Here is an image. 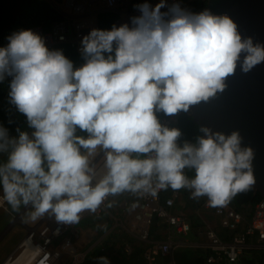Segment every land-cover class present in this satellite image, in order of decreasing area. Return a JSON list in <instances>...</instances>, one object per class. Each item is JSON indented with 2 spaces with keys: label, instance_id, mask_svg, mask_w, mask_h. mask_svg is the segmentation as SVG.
Masks as SVG:
<instances>
[{
  "label": "clouds",
  "instance_id": "1",
  "mask_svg": "<svg viewBox=\"0 0 264 264\" xmlns=\"http://www.w3.org/2000/svg\"><path fill=\"white\" fill-rule=\"evenodd\" d=\"M99 1L121 14L112 30L90 24L88 12H98L90 5ZM49 2L60 16L51 31L21 30L0 48V80L13 77L11 102L35 129L32 138L21 132L18 140L9 141L0 128V150L14 146L0 167L5 199L14 209L31 202L33 220L51 211L58 221L72 224L83 211L95 212L109 194L143 189L156 195L154 175L157 188H191L193 198L206 195L213 207L225 205L254 183L253 153L241 150L237 132L228 137L215 133V138L209 134L199 139L198 147L180 148V132L163 127L155 112L172 115L207 100L224 89L241 53L246 54L242 70L248 72L264 62V47L254 46L251 39L242 42L227 16L208 11L186 15L173 7L174 18L165 20L163 0L154 8L140 5L132 27L124 25L130 0L124 5L108 0ZM73 3L83 11L74 12ZM54 43L65 44L70 53H85L87 62L74 69L70 54L69 60L46 47ZM77 127L89 138L74 135ZM98 146L110 150L109 172L93 187L88 156L80 148L91 155ZM130 153H154V158L132 159ZM186 167L195 169L191 181L183 174ZM29 247L27 255L35 250L32 241Z\"/></svg>",
  "mask_w": 264,
  "mask_h": 264
},
{
  "label": "crops",
  "instance_id": "2",
  "mask_svg": "<svg viewBox=\"0 0 264 264\" xmlns=\"http://www.w3.org/2000/svg\"><path fill=\"white\" fill-rule=\"evenodd\" d=\"M130 1L131 4H129L128 7L124 10L129 13H135L134 4L139 5V2L142 0ZM98 3H101V6L97 5ZM90 6L91 8H94L96 11H98L88 12V18L91 20L90 24L94 29L112 30L113 27H115V20L121 17L120 13L109 9L103 4L102 1L96 2V4ZM162 8L164 13L167 14L168 7ZM110 19L111 21L113 20L111 22V25L108 24ZM104 55L105 58H107L108 54L105 53ZM112 55L113 57L115 56L114 51ZM81 56L85 57L86 60L88 59L85 53L81 54ZM73 67H75V63H73ZM84 134L86 133L80 132L77 136L83 138ZM87 138H89V135L85 139ZM191 142L192 141L187 140L184 142V145H192ZM109 151L110 150H108V152ZM106 155L104 156V158L106 157ZM98 157L99 155L95 156L92 160H88L90 169L95 165ZM101 170L105 173L109 172L106 163L102 165ZM152 179L158 184V180L155 175L152 177ZM193 179L194 177L191 176L188 180L191 181ZM169 189H171V187H168L167 189H161V193L166 195L168 194ZM179 192V200L176 201L174 207L171 209V212L183 213L190 222L191 229L185 235L173 234L162 219L154 218L152 225H149L147 227L149 233L148 241L140 240L139 226L134 223L135 209L130 205V202L133 199L138 198V191L132 192L126 190L115 195L111 194L104 205L103 211L100 214H96L94 212L88 213L69 231L55 238L53 243L50 245V250L53 252L61 251L60 254H62L64 264L76 263L77 261L72 255L83 257V255H86L90 250H92L96 255H99L97 250L102 251L100 254V258L106 259L107 264H150L143 257L144 251L155 241L167 240L172 245L176 243V246H173V249H171L168 255L162 257V264L167 262H169L170 264H184L183 262L186 259L184 253H181L178 256L179 259H177L175 252L178 249H184L185 247L190 246L201 248L203 250L204 259L202 260V258L200 257L199 260L201 264H207L205 262V256L209 252V249L207 248L206 244L209 241L207 236L205 235L206 229L212 228L221 238H227L224 229L220 226V217L214 213L211 206H205L203 204L202 197L193 198V189L185 187L179 189ZM246 192L255 193V191H253L250 187L246 189ZM0 197L4 198V207H0V209L5 210V197L1 193ZM231 198L235 199L234 196ZM257 201L248 200L241 203L231 202L242 214L243 220L241 226H243L252 215L254 206ZM25 209L26 208H23L15 217L16 221H20V216L24 214ZM54 215V213L49 211L48 213L39 216V221H37L33 226L27 227L26 234L7 254H5V251L8 247L5 246V240H3L2 235L8 228H10L13 223H10V221L4 225L3 222L0 223V264H16L19 261L21 263L17 264H23V262L21 261L23 259L21 258L22 245H20V243L25 242V244H27V247L24 249V251H28L30 249L28 244L31 245V241L26 239L27 235L32 232L36 234L43 227L47 226L48 222H53ZM87 218H91V220L87 221ZM10 230L12 231L13 228L9 229V231ZM190 234L194 236V239H189L187 237ZM20 235L16 236L15 239L17 240ZM66 239L70 242V248L68 249L63 248V241H65ZM57 241H59L58 244H56ZM255 241L256 236L251 238V247L248 251H245V253L236 261L235 264H264L263 252L255 247ZM18 245L19 249L11 256L9 261L5 262V260L13 253L14 249ZM23 255L24 257H27L26 252ZM160 259L161 256H158L156 261L158 262Z\"/></svg>",
  "mask_w": 264,
  "mask_h": 264
},
{
  "label": "built area",
  "instance_id": "3",
  "mask_svg": "<svg viewBox=\"0 0 264 264\" xmlns=\"http://www.w3.org/2000/svg\"><path fill=\"white\" fill-rule=\"evenodd\" d=\"M187 0H164L163 3L168 7L167 15L164 17L165 20H170L174 18V14L170 11L173 7H178L183 14L186 15H197L202 12L205 3H201L197 8H192L190 4L186 3ZM117 2L125 4V0H108V3L113 5ZM159 0H142L139 5H135V13L127 12L124 10L125 18L124 25L127 24L132 27V19L139 16L141 13L139 11V6L142 4H148L151 8H154ZM73 7L76 11L82 12L81 5L78 3H73ZM161 12L164 13L163 8ZM156 115V112H155ZM172 118L158 119L162 126H166L171 122ZM132 153L129 155L131 156ZM154 158V153L146 154V159ZM107 161V155L102 160V162L92 170L89 175H91V185L94 187L101 180H103L108 173L102 172L101 167ZM152 188L155 189L156 195H152L151 191H144L143 189L138 191V198L133 199L130 202L132 208L135 209L134 221L139 226V239L143 241H148L149 233L147 227L152 225L154 218H160L168 226L169 230L173 234L185 235L191 229V224L183 213L171 212L177 200H179L180 192L179 190L169 189L168 194H162L161 189L157 188V183L152 179ZM111 194L105 197L101 205L94 212L100 214L104 205L109 199ZM202 197V202L205 206H210L209 198L205 196ZM0 207H4V198L0 197ZM213 211L216 215L220 217V226L224 229L227 238H221L217 232L212 229H206V236L208 238V243L206 244L209 252L205 256V262L207 264H235L236 261L248 251L251 247V238L256 236L255 247L263 252L264 256V197L262 196L255 204L252 215L247 220V222L241 226L242 214L231 202H227L223 206L213 207ZM90 210H85L80 213L79 221L90 213ZM78 221V222H79ZM76 222V223H78ZM76 223L68 224L60 222L56 219L55 215L53 217V222H48V225L43 227L38 233H30L27 238L32 241L33 247L36 249L35 252L27 259L25 264H56L57 258H59L60 252H53L50 250V245L53 243L54 239L58 236L69 231ZM176 246V243L172 245L167 240H159L152 243L143 254V257L150 264H162V257L168 255ZM63 248H70L69 240L63 241ZM76 261L82 260L85 256L79 257L72 255ZM161 256V259L157 262L156 259ZM164 264H170L169 262Z\"/></svg>",
  "mask_w": 264,
  "mask_h": 264
},
{
  "label": "water",
  "instance_id": "4",
  "mask_svg": "<svg viewBox=\"0 0 264 264\" xmlns=\"http://www.w3.org/2000/svg\"><path fill=\"white\" fill-rule=\"evenodd\" d=\"M204 11L229 17L242 42L251 39L254 46L264 47V0H207ZM245 55L241 53L234 73L224 81L223 90L190 105L188 110L203 138L209 134L215 138V133L225 137L233 132L239 134L241 150L251 149L253 153L254 183L250 188L264 197V62L244 72ZM204 128L209 133L203 132Z\"/></svg>",
  "mask_w": 264,
  "mask_h": 264
},
{
  "label": "trees",
  "instance_id": "5",
  "mask_svg": "<svg viewBox=\"0 0 264 264\" xmlns=\"http://www.w3.org/2000/svg\"><path fill=\"white\" fill-rule=\"evenodd\" d=\"M58 14L59 12L52 7L48 0H0V48L7 47L8 37L21 30L40 28L43 33L51 31L55 19L60 18ZM111 22L110 19L108 24L111 25ZM46 47L49 51L61 52L70 60V50L65 44L54 43ZM12 79V76L5 75L0 80V128L6 130L7 138L16 136L17 127L20 126L21 120L26 116L19 112L16 105L11 102L9 93ZM156 116L157 119L173 117L172 121L163 127L177 129L180 132L176 141L178 147L182 148L187 140L192 141L193 147L199 146V139L203 138L202 132L189 114V110H180L172 115L157 111ZM130 158L143 160L146 159V154L132 153ZM194 171V168L186 167L183 169V174L186 179H189L193 176ZM247 193L246 190L238 192L234 196V202L257 201L261 198L259 192ZM97 252L99 255L90 250L82 261H77L74 264H104L105 259L100 258L102 251L97 250Z\"/></svg>",
  "mask_w": 264,
  "mask_h": 264
},
{
  "label": "rangeland",
  "instance_id": "6",
  "mask_svg": "<svg viewBox=\"0 0 264 264\" xmlns=\"http://www.w3.org/2000/svg\"><path fill=\"white\" fill-rule=\"evenodd\" d=\"M161 1V0H159ZM164 1V0H163ZM207 0H187L186 3L190 4V6L194 9L197 8L201 3H205L206 4ZM97 5L101 6V3H98ZM95 5V6H97ZM164 8H167V6L164 3ZM65 10H69L68 8H66ZM70 58H71V62L75 63V68H79L81 67L84 63L87 62L85 57H82L81 54H77L74 52V50L71 51L70 53ZM35 131L34 128L29 126V122L27 120V117L25 116V118L23 120H21L20 126L17 127V134L16 136L13 137H8L9 141L12 140H18L19 135L21 132L27 133L29 135V138H32V133ZM86 133L83 135V138L85 139L89 134L86 131L80 130L78 127L76 129V132L74 133V135H78L79 133ZM13 145L11 143L8 144L7 148L5 150H0V167H3L8 160V156L10 154V152L13 150ZM81 154L88 156V160H92L95 156L99 155L95 165L91 168V171L94 170L97 165L103 160L104 156L107 154L108 150L107 149H103L102 147L98 146L97 149L91 154H88V150L81 148L80 149ZM45 168H47V165H44ZM193 176L196 175L195 171L192 174ZM195 178V177H194ZM0 193L5 197V193L3 190V184L2 181H0ZM229 202H234L233 198L229 199ZM25 209V212L23 215L20 216V221H16L15 217L20 213V211L23 209ZM35 211V208L33 207L32 203L30 202L29 204L25 205L21 202L20 206L17 209H14L12 207L11 204H9L6 200V209H0V223L3 222V225L8 223L10 221V223L12 222L13 224L10 226V228H8L3 236V240H5V246H7L8 248L5 251V254H7L8 252H10L14 246L20 241V239L26 234L27 232V227L28 226H33L37 221H39V217H37L35 220H33L32 214ZM6 218V219H5ZM91 220V218H87V221ZM85 225V224H84ZM13 230L9 231V229ZM22 234V235H20ZM19 236V238L16 240L15 237ZM189 239H194V236L192 234L187 236ZM59 241L56 242V244H58ZM30 246V244H28ZM26 248V247H25ZM19 249V245L14 249L13 253L11 254V256ZM24 247H22V251H23ZM21 251V252H22ZM184 253V255L186 256V259L184 260V264H201L200 263V257L202 258V260L204 259V252L201 248H196V247H185L184 249H178L175 252L176 258H178V256ZM59 258H57V263L56 264H64L63 263V257L62 254H59ZM5 264H9V263H5Z\"/></svg>",
  "mask_w": 264,
  "mask_h": 264
},
{
  "label": "bare ground",
  "instance_id": "7",
  "mask_svg": "<svg viewBox=\"0 0 264 264\" xmlns=\"http://www.w3.org/2000/svg\"><path fill=\"white\" fill-rule=\"evenodd\" d=\"M36 250V249H35ZM35 250H33L32 252H30L28 255H27V257H24V255L23 254H25V252L27 253L28 251H22V253H21V258H23L21 261L24 263V262H26L27 261V259L35 252ZM17 263H21L20 261L19 262H17ZM16 263V264H17ZM5 264V263H4Z\"/></svg>",
  "mask_w": 264,
  "mask_h": 264
}]
</instances>
